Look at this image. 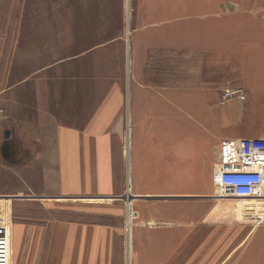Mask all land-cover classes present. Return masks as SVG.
Returning <instances> with one entry per match:
<instances>
[{
    "label": "crops",
    "instance_id": "obj_1",
    "mask_svg": "<svg viewBox=\"0 0 264 264\" xmlns=\"http://www.w3.org/2000/svg\"><path fill=\"white\" fill-rule=\"evenodd\" d=\"M124 4L126 19L131 22L128 30L131 36L141 38L131 42L133 57L127 60V73L131 69L135 79L136 70L153 57L155 50H164L171 36L176 50H196L199 59L195 68L200 75L202 70L224 64L219 60L230 51L228 37L241 31L230 28V20L237 18L228 10L231 5L226 0H125ZM5 8L6 0H0V124L12 126L13 137L4 132L8 138L0 145V156L13 158L15 186L13 195H0V215L10 212L13 198L20 203L28 198H44L48 202L76 200L91 217H96L40 222L20 217L13 223L11 264H206L210 243L205 224H166V219L172 221V213L180 212L179 207L171 212L168 209L172 206L163 208L156 203L157 199L192 194L174 193L164 186V130L146 126L139 139L131 135L137 101L148 102L144 109L147 114L157 111L164 117L165 109L160 104L156 110L151 109L149 102L165 100L164 95L151 92L139 99L136 94L121 91L118 76L110 83L95 71L89 76L82 60L86 51L54 60L50 55L53 14L39 25L38 34L33 18L26 24V17L20 13L19 24L15 25L16 46L6 62ZM194 10L199 13H190ZM69 32V23H63L62 35L69 36ZM40 49L51 52L40 55ZM211 54H217V61L206 59ZM102 83L105 89L96 88ZM199 89L206 99V85ZM253 91L251 97L255 99ZM125 120V150L127 147L129 155L126 168L119 142ZM261 136L264 129L246 135ZM191 142L194 146L184 149L180 139H175L170 145L171 155L179 160L196 158V142ZM187 170L185 179L196 180L197 175L190 173L192 167ZM123 194L124 198L130 195L128 214L129 203L135 197L152 199L143 200L141 220L128 225L127 235L124 232L127 254L122 248L127 202L117 199Z\"/></svg>",
    "mask_w": 264,
    "mask_h": 264
},
{
    "label": "rangeland",
    "instance_id": "obj_2",
    "mask_svg": "<svg viewBox=\"0 0 264 264\" xmlns=\"http://www.w3.org/2000/svg\"><path fill=\"white\" fill-rule=\"evenodd\" d=\"M226 1L231 5L228 10L237 18L236 21L230 20V28L241 31L228 37L226 45L230 51L221 55L219 60L224 64L208 68L204 72L202 70L200 75L195 68V62L199 59L196 50H176L172 36L164 50H155L153 57L136 70V79L133 78L131 69L128 75L127 60L128 57H133L131 42L136 39L140 41L141 38L131 36L128 30L131 22L126 19L125 0H6V62L16 46L18 34L15 32V25L19 24L20 13L26 17V24H30V19L33 18L32 22L37 26L35 29L38 34L39 25L45 23L48 14H53V52L46 53L40 49V55L50 53L57 60L68 54L76 55L79 50L86 51L82 60L89 76L95 71L107 83L111 82L112 77L118 76L121 91L125 94H136L139 99L147 93L161 92L165 100L149 102L151 109L155 110L160 104L161 109H165L164 117L157 111L147 114L144 109L148 102L137 101L139 108L136 116L131 117V135L138 138L142 128L146 126L156 131L163 129L167 144L164 186L167 191L174 193L192 191V194L156 200L157 205L162 207L172 206L168 209L171 212L179 207L180 212L177 215L172 213V221L166 219V224H205L210 243L207 246L209 250L206 264H264V201L212 197L210 174L220 141L246 137L253 135L255 130L264 129V0ZM190 13L194 15L199 12L194 10ZM62 15H66L64 22ZM63 23H69V36L62 35ZM100 45L104 46L100 48ZM91 48L95 49L89 51ZM214 56L217 54H211L206 59L217 61ZM205 85L208 88L206 99L199 91ZM106 87L105 83L96 86L98 89ZM91 89L94 90V87ZM225 89L234 90L235 93L223 100L222 93ZM253 89L255 99L251 97ZM240 94L244 96L243 99L239 98ZM126 124L125 120L124 125ZM126 130L127 125L119 139L125 168L128 166L129 156L127 147L125 150ZM5 131H8V137H13L12 126L0 124V145L8 138H5ZM157 135L160 134H155ZM175 139H180L184 149L194 146L191 141L196 142L197 157H182L179 160L172 156L170 145ZM128 150L130 151V147ZM190 167V173L197 175L194 181L185 179V173L189 171L187 168ZM14 171L13 158L3 159L0 156V195H13ZM130 193L133 194L132 191ZM125 194L117 199L118 202H121L119 199L125 200L128 207L127 200L130 195L124 198ZM198 195L207 197H194ZM147 199L152 200L135 197L130 201V210L136 215L127 222V208L125 209L123 234H126L128 225L138 224L141 220L140 206ZM9 204L10 212L4 216L10 219L11 244L13 223L20 217L32 222L89 218L96 220L76 200L48 202L44 198H28L20 203L13 198ZM125 234L123 239L126 240ZM124 243L122 248L127 254V240ZM217 257L224 259L216 260Z\"/></svg>",
    "mask_w": 264,
    "mask_h": 264
},
{
    "label": "built area",
    "instance_id": "obj_3",
    "mask_svg": "<svg viewBox=\"0 0 264 264\" xmlns=\"http://www.w3.org/2000/svg\"><path fill=\"white\" fill-rule=\"evenodd\" d=\"M233 93L234 90L225 89L222 99L232 97ZM239 98L243 99L244 96L240 94ZM210 176L212 197L216 199L264 201V136L221 140L216 148ZM135 215V212L127 213V222ZM0 264H11V223L2 214Z\"/></svg>",
    "mask_w": 264,
    "mask_h": 264
}]
</instances>
